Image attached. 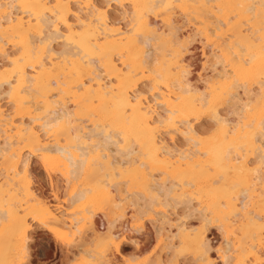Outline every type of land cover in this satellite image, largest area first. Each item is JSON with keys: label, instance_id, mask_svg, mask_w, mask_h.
I'll use <instances>...</instances> for the list:
<instances>
[{"label": "bare ground", "instance_id": "bare-ground-1", "mask_svg": "<svg viewBox=\"0 0 264 264\" xmlns=\"http://www.w3.org/2000/svg\"><path fill=\"white\" fill-rule=\"evenodd\" d=\"M178 205L199 226L173 231ZM145 217L127 264H211L210 227L221 264H264V0H0V264L28 263L33 226L114 264Z\"/></svg>", "mask_w": 264, "mask_h": 264}, {"label": "rangeland", "instance_id": "rangeland-1", "mask_svg": "<svg viewBox=\"0 0 264 264\" xmlns=\"http://www.w3.org/2000/svg\"><path fill=\"white\" fill-rule=\"evenodd\" d=\"M111 15L113 17L117 16L116 10L112 9ZM55 47H58V44H55ZM189 51L190 52L187 53L188 55L186 54V58L191 65V70L194 72L201 70L204 60L199 43L192 42L190 44ZM1 63H4V61ZM195 82L197 85H200L196 80ZM223 107L225 108V106H222L221 109H224ZM199 126H201V130H205L202 131L206 132L207 135L212 134V122L207 118L201 119L199 122ZM174 143L177 147H179V149H182L181 151H186L190 148L189 146L185 145V143L182 142V140L179 138H176ZM30 164L33 178L32 181L34 185L33 187L36 190V193H41L45 198H48L49 200L52 199L54 194L59 195V198H63V195L66 191L64 185L62 183L56 182L50 183V181L46 178L45 174L40 169L36 160H31ZM184 207V205H178L177 207H175L176 209L170 211V214H172L170 215L171 221L169 223L173 226V231L175 225L177 226L183 223L193 227L199 226L197 213L193 211V209L191 210L190 208ZM148 218L149 217L144 218L145 223L143 226V232L139 233L141 235L133 234L131 232H126L124 234V237L119 244V256L122 259L118 258L119 260L117 259L114 264H127L123 260H131L130 257H133L135 254H137V252L142 250H151V248L155 245L157 224H154V226L148 221ZM207 237L209 239V245L211 247V264H221V262L218 260V249L221 244V235L219 231L214 227H210L207 231ZM29 247L30 256L28 259V263L26 264H78V261L69 262L72 257L71 254L75 252V249L60 247L55 243L53 238L48 233L40 228H36L35 226H33L31 231V241L29 243ZM86 249L91 248L87 246ZM180 257L177 264H193L191 257Z\"/></svg>", "mask_w": 264, "mask_h": 264}]
</instances>
